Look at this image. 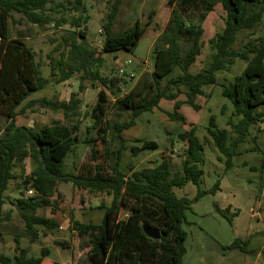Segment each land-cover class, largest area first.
Masks as SVG:
<instances>
[{"label": "trees", "instance_id": "1", "mask_svg": "<svg viewBox=\"0 0 264 264\" xmlns=\"http://www.w3.org/2000/svg\"><path fill=\"white\" fill-rule=\"evenodd\" d=\"M110 1L109 11L101 23L104 31L101 54L117 50L132 52L145 27L135 22L121 33H113V21L122 0ZM218 3L224 12L223 27L207 41L209 60L206 66L191 72L190 67L203 47V21ZM169 5V18L152 49L151 72L149 75L143 74L130 91L121 96L118 80L101 75L103 59L87 41L85 23L89 16L86 14L85 0H0V114L8 122L0 135V222L8 218V213H3L1 209L4 202L2 193L9 180L14 178V167L29 158L33 167L26 183L33 194L18 198L16 206L24 223L21 234H25L30 243L39 237L37 227L52 230L59 226L54 218L37 215L36 210L48 206L60 181H71L90 192L112 195L108 207L103 204L97 207L104 210L100 223L74 220L72 224L73 229H77L81 235L90 234L89 252L97 255L99 264H181L186 251V232L182 223L186 220L185 211L190 208L192 200L186 196L178 197L172 187H182L187 182L199 184L203 174L198 167L202 162L203 143L195 134L194 125H191L179 133V138L187 142L181 171L172 173L170 160L162 157L156 166L129 167L127 174L119 166L124 149L122 142L125 140L122 133L134 125L135 119L142 113L158 109L161 100L173 102V111L166 112L169 120L185 124L186 118L179 112L180 107L187 104L195 111L200 110L201 105L196 99L203 94L204 87L216 84V72L229 70L234 61L240 59L248 63L252 71L237 75L233 81L221 85L222 95L233 105V115L240 117L237 122L231 119L227 122L235 137L227 145L230 131L218 128L213 115L208 127L214 146L226 156V168H230L231 157L236 153L230 147L235 148L239 142H243L249 127L264 120V85L256 88L258 75L264 74L261 64L264 61V33L256 38L249 37L238 48L234 47L238 33L249 31L253 35L254 28L264 16V0H169ZM65 10L79 14L72 16L69 22L63 16L50 17L49 12ZM13 12L20 13L28 22L39 27L52 23L57 28L68 22L75 29L62 36L69 52L66 56L61 54L59 58L49 60L50 78L60 83L78 73L81 81L87 80L92 84L99 82L112 94L111 107L117 117L125 112L130 113L129 121L118 119L114 124L107 122L102 127L100 123L107 95L103 90L99 91L92 109L93 128L98 125L97 133L106 134L101 137L104 143L108 130L111 131V140L121 141L117 150H112L110 146L105 148L106 160L114 161L110 172H103L100 164L83 165L77 173L63 170L66 155L78 142L91 145L90 158L97 160L98 151L92 146L96 139L85 135L80 140L76 135L78 123L54 122L39 128L15 124L17 107L32 92L43 89L51 79L42 77L35 51L27 44L26 35L20 31L14 37L10 35L8 22ZM257 90L260 92L257 93ZM181 94L185 96L183 100L178 98ZM37 101L41 107L62 111L66 120L71 121L79 115L80 99L75 98V93L66 102L45 98ZM257 106L261 108L258 110ZM136 141L140 145L131 147L134 154L158 146L152 140ZM218 187L219 182L209 191L198 188L196 197L214 192ZM123 208L127 210L124 219L119 217ZM142 223L158 227L160 239L149 238L142 230ZM19 235L14 238L15 255L11 257L0 252V264H42L49 253L48 249L43 247L39 256L30 255L27 248L20 246ZM246 242L235 239L222 248H239L246 252ZM55 244L66 245L60 241H55ZM51 264L61 263L53 261Z\"/></svg>", "mask_w": 264, "mask_h": 264}, {"label": "rangeland", "instance_id": "2", "mask_svg": "<svg viewBox=\"0 0 264 264\" xmlns=\"http://www.w3.org/2000/svg\"><path fill=\"white\" fill-rule=\"evenodd\" d=\"M63 3L69 7L68 3L64 1ZM110 5V0H85L86 14L89 16L85 23L87 41L103 59L100 67L101 75L118 80L120 95L123 96L143 74L149 75L151 72L153 66L151 42L154 35L165 27L170 5L169 0H122L113 21L112 32L121 33L135 22L145 27V32L132 52L117 50L101 54L104 39L101 23ZM49 13L52 18L63 16L68 22L72 16L79 14L67 10ZM223 18L224 12L218 3L207 16L205 33L202 37L204 44L201 54L190 67L191 72L206 66L209 60L207 41L215 32L221 30ZM68 22L57 28L52 23L39 27L28 22L20 13L14 12L9 19L10 35L14 37L19 31L26 35V42L35 51V60L39 63L42 77L45 79L50 78L49 60L53 57L57 59L61 54L66 56L69 52V47L65 46L62 36L75 29ZM263 33L264 16L254 28L253 35L249 31L238 33L234 47L238 48L249 37L256 38ZM127 60L131 63L120 71L119 65ZM144 60H146L144 64L137 63ZM261 64L264 67V61H261ZM262 69L261 67L260 70ZM251 71L252 68L248 63L236 59L229 70L216 72L217 83L205 86L203 94L196 99L201 105L200 110L195 111L187 104L180 107L179 112L186 118L185 124L169 120L166 112L173 111V102L162 100L158 109L142 113L135 119V124L122 133L125 140L122 142L124 149L121 151L119 166L127 174L129 167L139 169L156 166L162 157L170 160L172 173L181 171L187 142L179 138V133L189 129L191 125H194L195 134L203 143L202 162L198 164L203 174L199 184L187 182L182 187H172L178 197L186 196L192 200L190 208L185 211L186 220L182 223V228L186 232L184 242L186 251L181 264H264V120L251 125L245 140L239 142L235 148L230 147L236 151L231 157L230 168H226V156L214 146L208 132L209 119L213 115L218 128L230 131L227 145L235 137L227 122L229 119L237 122L240 117L233 115V105L222 95L221 85L233 81L237 75ZM50 79L51 81L43 89L32 92L17 107L15 124L39 128L54 122L78 123L79 130L76 135L80 140L85 135L96 139L92 146L98 151L97 160L92 161L90 158L91 145L78 142L66 155L63 170L77 173L83 165L100 164L103 172H110V166L114 161L106 160L105 148L110 146L112 150H117L121 141L111 140V131L108 130L104 143L101 137L106 134L97 133L98 125L93 128L92 109L97 102L99 91L103 90L107 95L100 123L102 127H105L107 122L114 124L118 119L129 121L130 113L125 112L118 118L111 107L113 96L110 91L99 82L92 84L87 80H79L78 73L60 83ZM256 80V88H262L264 74L258 75ZM259 92L260 90H257V93ZM72 93H75V98L80 99V104L79 115L71 121L64 118L62 111L41 107L37 101L45 98L66 102ZM178 98L183 100L185 96L181 94ZM257 107L258 110L261 108V106ZM7 123L6 117L0 114V135ZM136 139L152 140L158 146L156 149H144L134 154L131 147L140 145ZM32 167L33 163L29 158L18 163L13 169L14 178L9 180L2 193L4 202L1 209L3 213H8V218L0 222V252L14 256L16 253L14 238L20 234L19 244L22 248H27L30 255L39 256L43 247L48 249L49 253L43 258L42 264H51L53 261L61 264H99L97 255L89 252L90 234L81 235L77 229H73L72 224L74 219L82 222H100L102 211L93 210V207L108 201L111 196L106 192H90L79 188L71 181H60L54 196L49 199L48 206L38 208L36 214L54 218L61 227L52 230L37 227L39 237L35 242L30 243L29 238L21 234L24 223L17 209L16 200L26 195L29 188L26 180ZM217 182H219L217 190L196 197L198 188L209 191ZM126 215L127 210L123 208L119 217L124 219ZM235 239L247 241L244 246L246 252L239 248H222L230 245ZM55 241L66 245L55 244Z\"/></svg>", "mask_w": 264, "mask_h": 264}, {"label": "crops", "instance_id": "3", "mask_svg": "<svg viewBox=\"0 0 264 264\" xmlns=\"http://www.w3.org/2000/svg\"><path fill=\"white\" fill-rule=\"evenodd\" d=\"M169 14H170V8H169V13H168V15H167V18L165 19L166 20V22H165V25H166V23H167V20H168V18H169ZM208 16V15H207ZM207 16H206V18H205V20L203 21V28H204V33H205V23L207 22ZM163 30V29H162ZM162 30L160 31V32H158L157 34H155L154 35V38H153V40H152V44H151V46H153L154 47V44H155V42H156V39H157V37H158V35L162 32ZM145 32V31H144ZM204 35V34H203ZM203 44H204V41H203ZM144 62H146V60H144V61H139V62H137V63H139V64H144ZM162 101V100H161ZM161 101H160V104H161ZM159 104V105H160ZM29 189V188H28ZM27 189V190H28ZM109 196H111V198L109 197V199H108V201H105L104 203H102L103 205H105L106 207H108L109 205H110V203H111V201H112V195L111 194H108ZM100 205V204H99ZM98 204L97 205H94V209L93 210H98V211H102L100 214H101V220H102V217H103V213H104V210L103 209H98L97 207L99 206ZM75 220V219H74ZM101 220H100V222H101ZM76 221H79V220H76ZM79 222H82V221H79ZM89 222H93V221H88V222H82V223H89ZM100 222H93V223H95V224H98V223H100ZM59 224V223H58ZM59 227H61V224H59Z\"/></svg>", "mask_w": 264, "mask_h": 264}, {"label": "water", "instance_id": "4", "mask_svg": "<svg viewBox=\"0 0 264 264\" xmlns=\"http://www.w3.org/2000/svg\"><path fill=\"white\" fill-rule=\"evenodd\" d=\"M143 232L151 239L159 240L161 233L158 227L142 223Z\"/></svg>", "mask_w": 264, "mask_h": 264}, {"label": "built area", "instance_id": "5", "mask_svg": "<svg viewBox=\"0 0 264 264\" xmlns=\"http://www.w3.org/2000/svg\"><path fill=\"white\" fill-rule=\"evenodd\" d=\"M130 63H131L130 60H127V61H124L123 63H121V64L119 65L120 71H123L124 66L127 65V64H130ZM144 63H145V62H144ZM146 64H147V63H146ZM32 194H33L32 189H28V190L26 191V196H30V195H32Z\"/></svg>", "mask_w": 264, "mask_h": 264}]
</instances>
